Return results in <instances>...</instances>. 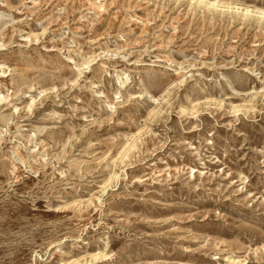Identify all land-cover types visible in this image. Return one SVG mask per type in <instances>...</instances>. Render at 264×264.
I'll return each mask as SVG.
<instances>
[{
  "label": "rangeland",
  "instance_id": "374dc122",
  "mask_svg": "<svg viewBox=\"0 0 264 264\" xmlns=\"http://www.w3.org/2000/svg\"><path fill=\"white\" fill-rule=\"evenodd\" d=\"M262 12L0 0V264H264Z\"/></svg>",
  "mask_w": 264,
  "mask_h": 264
},
{
  "label": "bare ground",
  "instance_id": "6f19581e",
  "mask_svg": "<svg viewBox=\"0 0 264 264\" xmlns=\"http://www.w3.org/2000/svg\"><path fill=\"white\" fill-rule=\"evenodd\" d=\"M209 3H210V2H209ZM199 4H200V3H199ZM230 6H231V5H230ZM230 6H229V7H230ZM218 7H219V6H218ZM234 8H235V7H234ZM235 9H236V8H235ZM238 10H239V9H238ZM247 11L249 12V10H247ZM250 12H251V11H250ZM258 12H259V11H258ZM259 13H260V12H259ZM259 13H258V14H259ZM252 14H253V13H252ZM258 14H257V15H258ZM261 16L264 17V12L261 13ZM257 17H258V16H257ZM261 18H262V17H261ZM4 100H5V97L0 98V103H2Z\"/></svg>",
  "mask_w": 264,
  "mask_h": 264
}]
</instances>
